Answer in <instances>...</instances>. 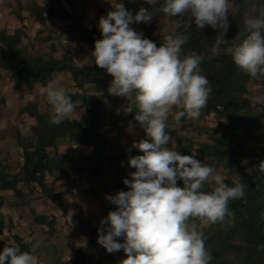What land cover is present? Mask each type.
<instances>
[{
  "label": "clouds",
  "instance_id": "clouds-1",
  "mask_svg": "<svg viewBox=\"0 0 264 264\" xmlns=\"http://www.w3.org/2000/svg\"><path fill=\"white\" fill-rule=\"evenodd\" d=\"M145 2L155 5L157 0ZM235 2L164 0L161 11L169 17H187L189 27L194 18L197 28L218 30L212 54L223 52L250 77H264V0H257L259 10L246 15L244 30L228 41L225 34ZM111 7L99 18L102 38L94 42L89 61L112 76L109 94L126 99L123 112L133 114L145 135L132 144L142 154L127 161L135 169L123 180L128 190L106 196L116 207L100 220L97 243L109 254L122 250L126 258L120 264H210L214 257L204 230L234 222L229 204L245 197L246 185L226 183L214 167L197 160L196 153L181 154L167 131L173 108L179 109L174 114L179 122L185 116L199 119L207 106L212 88L201 74L203 56L182 55L189 35L169 34L157 46L130 27L149 23L153 17L149 9L141 7L133 14L122 0H113ZM62 79L54 78L44 88L52 125L76 114V103L61 86ZM258 170L264 173V161ZM69 222L72 226L71 216ZM0 264H34V257L13 244L0 251Z\"/></svg>",
  "mask_w": 264,
  "mask_h": 264
},
{
  "label": "rangeland",
  "instance_id": "rangeland-1",
  "mask_svg": "<svg viewBox=\"0 0 264 264\" xmlns=\"http://www.w3.org/2000/svg\"><path fill=\"white\" fill-rule=\"evenodd\" d=\"M138 1L140 0H122L124 5L125 3L132 5ZM112 2L113 0H0V32L19 36V56L22 58L67 57L76 67L97 68L89 61L94 43L80 41L79 32L74 29L69 33V29L74 22L88 29H99V18L105 15L106 10H112ZM141 4L143 8L152 12L153 17L146 24L134 23L131 27L135 31L142 33L143 27L150 29V40L157 46H160L164 37L169 34L186 35L187 23L177 17H169L161 13L158 0L155 5L147 4L145 0H142ZM35 8L37 12L42 13L43 24L38 21V14L33 13ZM48 10L64 15L65 20L50 17ZM236 10L235 4L230 16L235 14ZM258 10L257 0H251L244 18L246 15L255 14ZM209 27L199 29L195 25V30L205 34L206 38L201 41L199 39L200 42L196 45L188 40L189 43L183 48L184 54L195 52L203 56L204 60L223 58L221 54L213 55L210 50L215 34ZM3 47L4 45L0 44V48ZM99 69L101 72H106L104 69ZM59 77H63L60 81L61 86L65 88L71 99L76 93L104 96L97 110L98 124L99 131L110 140V143L107 146L101 144V147L104 148L107 157L118 156L120 159L110 164L112 171L102 170L97 177L87 166L89 163L87 158L91 155L92 148L79 145L75 136H61L55 147L49 149L50 155L58 157L52 173L45 176L47 188L58 196L56 199H49L37 184L27 183L23 179L20 173L23 148L19 144L18 137H24L26 140L36 137L32 129L36 122L24 111V108L29 107L39 113L51 115V106L46 100L44 88L51 80ZM75 78L71 73L60 72L53 74L45 84L35 83L32 87L24 85L17 89L9 71L0 68V175H4L3 179L13 183L16 189L12 191L0 188V213L4 216L6 225L0 235V251L5 244H15L12 236H18L23 242H28L34 264H71V257L78 248L83 249L85 264H110L111 260L123 253L121 250L109 254L99 244L91 246L87 241V235L91 230L100 227V220L106 217L109 211L115 210L116 206L111 204L106 196L114 195L112 187L117 169L122 168L126 174L132 172V168L127 163L131 156L129 152L134 149L133 142L144 138L145 134L143 129L137 127L134 120L123 112V106L127 103L125 98L110 95L109 86L102 89V85L89 84L78 88ZM237 99L243 102V112L264 116V82L260 78L246 84V92L237 96ZM72 101L76 103V114L69 120H78V116L81 115L78 121H83L85 110L79 105V99ZM117 109H121L119 113ZM178 110L173 108L167 121V131L176 141L177 150L183 155L196 153L195 158L214 167L225 177L226 183L232 185L234 182H240L238 170L229 162L219 163L201 154L203 145H214L221 133L226 127L228 128L227 117L224 113H220L222 109L219 107V112H215L204 108L199 119L185 116L177 122L174 114ZM261 124L264 126V117L261 119ZM22 130H27V134H22ZM35 131L43 132L41 129ZM167 146L171 147V144ZM186 148H189L188 153L184 154ZM242 149L240 164L246 172H249L250 160L253 162L255 158L264 159L262 154L256 156L258 151L264 150V129L253 132L252 137L243 142ZM63 155L72 160V168L67 162L64 166L59 165V157ZM35 216H45L44 222L38 223L34 220ZM70 216L72 226L69 222ZM84 238L86 245L83 243ZM118 242L123 243V238H118ZM208 244L207 241L206 245ZM226 257L232 264H238L233 252H229Z\"/></svg>",
  "mask_w": 264,
  "mask_h": 264
},
{
  "label": "trees",
  "instance_id": "trees-1",
  "mask_svg": "<svg viewBox=\"0 0 264 264\" xmlns=\"http://www.w3.org/2000/svg\"><path fill=\"white\" fill-rule=\"evenodd\" d=\"M141 1L132 5L125 3V7L135 14L140 7ZM164 0H158V6L161 13V6ZM251 0H236V13L229 16V28L225 34V39L233 40L239 32L244 30V15L248 4ZM109 10L105 11V15ZM50 17H57L65 20L64 15H60L53 10L47 11ZM37 13L38 21L43 24L44 18L42 13L37 12V8L33 11ZM181 21L188 19L187 17H177ZM187 23V22H186ZM133 25V24H132ZM130 25V27L132 26ZM77 30L80 34L79 40L84 43H94L96 39H101L100 29H88L85 26H80L74 22V25L69 29V33ZM215 36L218 30L209 27ZM150 29L142 28V35L147 39L151 38ZM190 36L189 41L196 45L201 40H205V34L195 30L194 18L191 19V25L188 26L186 35ZM200 39V41H199ZM19 36L0 32V44L4 45L0 48V68L9 71L15 88L20 86L32 87L35 83L45 84L51 79V76L60 72H68L76 78L78 88H83L86 85H102V89L110 86L113 79L107 72H101L97 67H76L70 63L67 57L59 59H51L44 57H36L25 59L19 56L20 49L18 47ZM189 42H187L188 44ZM185 53V52H184ZM182 53V55H186ZM222 59L208 58L202 60L200 65L201 74L204 75L210 82L212 93L209 97L206 110H214L219 112V107L222 109L220 113H224L228 120V128L221 133L214 145H203L202 155H206L209 160H214L219 163H230L237 170L240 176V182L246 185L245 197L242 200L231 201L229 204L230 210L233 211L235 220L229 226L227 224H216L205 229L204 234L208 245H206L213 255V260L210 264H232L227 259V254L233 252L236 256L238 264H264V173L258 170L259 163L264 159L255 158L249 161V172L241 166L240 159L243 155V142L252 137L253 132H258L264 129L261 124V114H249L243 112L242 104L237 96L246 92V84L255 82L257 78H252L241 71L232 61L229 55L221 52ZM100 78V81L98 79ZM264 82V77H260ZM103 95L94 94H74L72 100L79 99V105L85 110L83 121L64 120L59 125L49 123L51 115L49 113H39L36 109L24 108L31 118H34L36 124L32 129L36 137L26 140L24 137H18V141L22 149L23 164L20 173L27 183L37 184L42 192L49 199H56L58 196L52 193L45 184V176L51 174L53 167L57 162L58 157L49 154V149L54 148L58 138L65 135L75 136L79 145L92 148L91 155L87 158L88 167L92 174L99 176L102 170L112 171L111 165L114 160H119L118 156L107 157L102 145L107 146L110 140L103 136L99 131L98 124V108L103 100ZM134 120L133 114H128ZM137 127L139 125L135 122ZM41 129L42 133H37L35 130ZM232 146V147H229ZM186 148L184 154L188 153ZM131 156L142 154L135 148L130 150ZM264 155V150L258 151L256 156ZM60 166H64L67 162L72 168V160L66 155L59 157ZM135 171V169H132ZM5 176L0 175V188L4 190H16L13 183L3 179ZM129 178L122 168L117 169V176L114 180L112 191L115 194L117 191H126L127 187L123 184V180ZM178 185L182 186V181H178ZM206 191L211 190L206 186ZM45 217V216H44ZM43 216H35L34 220L38 223H43ZM11 222L9 221V226ZM6 228L4 216L0 213V235ZM212 228V229H211ZM98 229L91 230L87 235V241L92 246L97 243ZM15 245H18L21 251L30 252L28 242L13 235ZM13 244H5L11 246ZM3 249V248H2ZM126 258L124 252L111 260L110 264H120L122 259ZM71 264H85L83 249H76L71 257Z\"/></svg>",
  "mask_w": 264,
  "mask_h": 264
}]
</instances>
